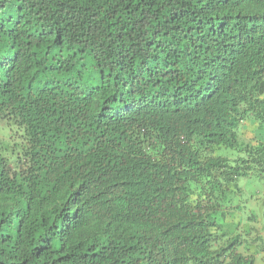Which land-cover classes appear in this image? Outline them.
<instances>
[{
    "label": "trees",
    "instance_id": "obj_1",
    "mask_svg": "<svg viewBox=\"0 0 264 264\" xmlns=\"http://www.w3.org/2000/svg\"><path fill=\"white\" fill-rule=\"evenodd\" d=\"M0 129V264L264 262V0H0Z\"/></svg>",
    "mask_w": 264,
    "mask_h": 264
},
{
    "label": "rangeland",
    "instance_id": "obj_2",
    "mask_svg": "<svg viewBox=\"0 0 264 264\" xmlns=\"http://www.w3.org/2000/svg\"><path fill=\"white\" fill-rule=\"evenodd\" d=\"M95 69L93 67H88L87 70H85L86 77L83 80V82H86L89 80V77H91L94 74ZM88 84L84 83L83 88H87ZM5 132H3L0 129V137L4 136ZM244 187V186H243ZM242 199L248 200L249 205V211H253L256 215L262 218L263 220V201H264V182L258 183L255 181L251 188L248 189V191L243 194ZM256 264H264V262L261 260V258H258Z\"/></svg>",
    "mask_w": 264,
    "mask_h": 264
}]
</instances>
